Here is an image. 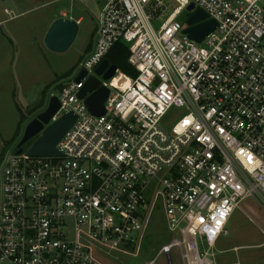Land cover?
<instances>
[{"label":"built area","instance_id":"obj_1","mask_svg":"<svg viewBox=\"0 0 264 264\" xmlns=\"http://www.w3.org/2000/svg\"><path fill=\"white\" fill-rule=\"evenodd\" d=\"M98 1L92 48L57 86L65 88L51 123L78 116L62 156L18 154L20 139L2 155L0 264H105L97 250L131 248L137 256L160 202L174 236L147 264L163 255L167 264H220L214 249L233 213L248 199L264 209V0H172L161 24L165 0ZM191 4L218 24L201 43L179 20ZM119 43L137 75L98 77ZM91 76L111 91L104 116L78 98ZM178 108L183 117L164 128Z\"/></svg>","mask_w":264,"mask_h":264},{"label":"rangeland","instance_id":"obj_2","mask_svg":"<svg viewBox=\"0 0 264 264\" xmlns=\"http://www.w3.org/2000/svg\"><path fill=\"white\" fill-rule=\"evenodd\" d=\"M165 2L169 11L160 24L172 12V6L176 7L172 0ZM102 7L103 2L98 0L85 3L74 0H0V163L4 151L16 145L25 124L44 106L48 95H60L57 86L75 76L93 45ZM5 9L14 12L13 19L5 14ZM62 11H72L70 16L81 23L72 47L66 53L57 54L47 49L44 38ZM191 14L184 10L179 20L186 26ZM160 24L155 26L159 28ZM184 114L185 111L179 108L171 110L162 126L171 128ZM34 141L23 146L24 152L27 153ZM227 230L229 235L222 237L214 249L220 264L264 263V209L259 200L244 201L230 218ZM173 236L160 202L152 213L137 256L133 255L132 248L125 249L127 254L109 250H97L96 253L105 264H147ZM234 248L240 249L234 252ZM157 264H167L166 256L159 257Z\"/></svg>","mask_w":264,"mask_h":264},{"label":"water","instance_id":"obj_3","mask_svg":"<svg viewBox=\"0 0 264 264\" xmlns=\"http://www.w3.org/2000/svg\"><path fill=\"white\" fill-rule=\"evenodd\" d=\"M6 1V0H2ZM191 16L187 21V28L184 34L196 43L203 42L207 36L213 33L218 24L214 20H207L208 15L202 9H195L191 4L187 7ZM80 31V23L70 18H58L54 20L48 29L44 43L48 50L57 54L66 53L75 43ZM109 59H105L98 67L97 76H103L105 80L115 76L118 67L111 64ZM87 72L82 71L75 79L80 84L86 78ZM96 76H91L85 81L83 88L78 93V98L84 101L89 112L97 117L107 113L105 103L110 95V89L101 86V80ZM65 86L58 87V92H62ZM51 95V93L49 94ZM48 95V96H49ZM61 103L56 95L52 96L48 102L44 103L41 109L34 112L31 119L25 124L20 137L18 154L23 152V146L31 140L34 143L27 151L30 157H60L62 153L58 149L59 143L66 134L74 127L78 116L74 112H69L51 123V120L60 110Z\"/></svg>","mask_w":264,"mask_h":264},{"label":"trees","instance_id":"obj_4","mask_svg":"<svg viewBox=\"0 0 264 264\" xmlns=\"http://www.w3.org/2000/svg\"><path fill=\"white\" fill-rule=\"evenodd\" d=\"M92 47H90L89 51ZM130 51L125 43L117 44L112 51L107 56V59L114 65H116L121 71L131 75L136 76L137 71L129 63Z\"/></svg>","mask_w":264,"mask_h":264},{"label":"flooded vegetation","instance_id":"obj_5","mask_svg":"<svg viewBox=\"0 0 264 264\" xmlns=\"http://www.w3.org/2000/svg\"><path fill=\"white\" fill-rule=\"evenodd\" d=\"M28 143H29V142H28ZM28 143H27V144H28ZM27 144H26V145H27Z\"/></svg>","mask_w":264,"mask_h":264},{"label":"crops","instance_id":"obj_6","mask_svg":"<svg viewBox=\"0 0 264 264\" xmlns=\"http://www.w3.org/2000/svg\"><path fill=\"white\" fill-rule=\"evenodd\" d=\"M78 21V20H77Z\"/></svg>","mask_w":264,"mask_h":264}]
</instances>
